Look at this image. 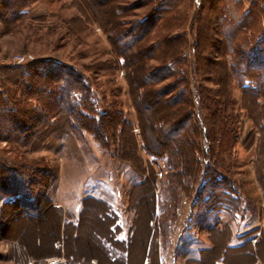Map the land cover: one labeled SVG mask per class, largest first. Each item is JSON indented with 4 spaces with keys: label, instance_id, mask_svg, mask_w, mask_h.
I'll use <instances>...</instances> for the list:
<instances>
[{
    "label": "rangeland",
    "instance_id": "obj_1",
    "mask_svg": "<svg viewBox=\"0 0 264 264\" xmlns=\"http://www.w3.org/2000/svg\"><path fill=\"white\" fill-rule=\"evenodd\" d=\"M10 1L17 6L16 10L8 7L9 0H0V108L8 105L5 97L10 92L16 91V97L22 93L13 84L20 86L27 81L20 71H14L15 68L27 72L43 61L60 63L87 82L94 102L91 115H98L96 126L90 131H103L106 137L98 142L90 131L81 133L74 128L75 132L69 134L60 129L36 137L29 145L28 137L6 139L0 133V166L21 173L25 182L34 184L27 204L5 206L0 201V264L24 263L20 249L32 257L37 251L51 256L44 258L41 264L49 260L69 264L71 258H77L83 238L81 241L71 239L72 231L66 226L67 209L79 211L84 184L92 188L103 183L117 194L121 235L125 237L124 233L127 236L131 231L133 211L138 216L139 224L128 246L127 264H154V243L158 245L161 241L171 249L170 242L175 245L180 230L187 225L185 218L211 214L234 218L238 226L246 223L247 227L240 224L239 230L253 232L251 247L241 253L225 254L229 264H264V236H261L264 231V186L260 179L264 173V152L259 146V141L264 139V129L256 127L258 108L250 103L240 83L232 76L233 59L230 61L223 56L226 45L220 40H223L222 30L226 23L221 25L214 21L223 16L220 5H227L229 15L233 13L234 18H231L235 19L230 24L236 28L245 20L248 26L242 32L245 38L238 37L237 41L247 42L249 47L254 41L264 44V0H172V9L168 12L162 10L166 0ZM21 7L23 10L15 15ZM145 17V26H141L142 30L137 29L135 24ZM150 22V35L140 44L149 47L153 43L154 46L149 48L151 59L139 62L133 55L134 50L123 49L117 35L131 30L138 34L145 31ZM202 27L205 39L199 36ZM176 35L181 38L171 41L170 38ZM162 41L168 43L162 45ZM218 42L223 45L220 51ZM120 55L125 58L126 66H122ZM249 56L252 60V55ZM174 59L179 62L175 69L183 70L187 78L186 96L189 94L190 101L187 111L190 126L182 138H171L160 130L162 123L158 119L164 110L161 115L159 112L156 115L155 106L150 113L144 112L142 107L143 91L149 89L143 84L142 76L152 67ZM222 66L229 81L228 89L223 93L228 95L227 114L234 132V138L222 154L229 165L225 179L229 181L227 187L231 197L223 204L211 201L206 204V197H202L200 191L212 165L208 155L207 125L201 120L204 110L200 99L203 95L198 88H203L205 97L217 100L218 86L212 79L222 73ZM251 74L256 79L258 71ZM170 81L173 79L164 80L157 88ZM257 102L263 112V96L258 97ZM115 121L122 126L115 127L114 133H110L109 126ZM214 123L220 124L218 118ZM162 141L169 148L161 150L157 142ZM147 151L159 155L169 153L168 164L164 158L148 156ZM92 191L93 188L88 194ZM88 204H83L78 228L80 233L91 238L88 229L93 227L91 230L98 233L105 232V224L96 218ZM155 205L159 217L153 219ZM28 208L38 212H30ZM59 221H62V230L58 228ZM197 227L198 224L193 225L192 229L196 232ZM225 227L223 231L199 232V237L214 247L211 259L205 264H211L224 248L229 236ZM37 238L40 246L33 241ZM51 244H54L55 252L51 251ZM75 248L77 255L73 252ZM122 249L124 244H120V251ZM249 251L252 257L246 255ZM8 257L14 261H8ZM25 264L34 262L27 260Z\"/></svg>",
    "mask_w": 264,
    "mask_h": 264
},
{
    "label": "trees",
    "instance_id": "obj_2",
    "mask_svg": "<svg viewBox=\"0 0 264 264\" xmlns=\"http://www.w3.org/2000/svg\"><path fill=\"white\" fill-rule=\"evenodd\" d=\"M9 2L11 3L10 0ZM164 2L165 6L163 3L161 4L165 7H162V10L167 12L170 11L173 1L166 0ZM10 3L8 7H14L16 10L17 6ZM220 7L221 12L223 11V16L220 15L221 18H215L214 21L219 24L221 23V25L226 23L223 26L224 31L222 30V32H224L223 36H221L223 40H220L226 45V52L222 54L229 58L230 61L233 59L232 76L234 75V79L240 83L242 92L245 96L249 97L251 100L250 103H252L255 108H258V114L256 115H258L259 120H256L255 124L257 128L263 131L264 119L262 116L264 111H261V106L258 104L257 99L262 96L264 98V44L257 41L259 39H256L257 42L254 41L249 47L247 42L237 41L238 37L245 38L242 32L247 30V23L243 20L242 26L233 27L231 25L235 21V19L233 20L231 18H234L233 13L232 16L229 15L231 13L228 12L227 5H220ZM23 8L24 7H21V9L14 14L18 15ZM167 12L161 13L165 15ZM247 14L248 13L245 15ZM159 16L163 17L161 15ZM225 16L226 18L228 16L230 18L225 19ZM146 19L145 17V19L139 20L135 24V27L140 29L141 26H145L143 22H145ZM230 22L232 23L230 24ZM150 24L151 25L147 24L148 28L145 31L139 32L138 34L133 33V30H131L123 31L120 35H117L118 42H121L123 49L128 51L134 50L135 54L133 53V55H135L134 57H138L137 59L139 62L151 59L152 52L149 51V48L154 46L153 43H151L149 47L140 44L141 41L145 38L147 39L150 35L148 33L151 30L150 27L152 23L150 22ZM142 29L143 27L141 30ZM199 36L205 39V37H203V27L200 30ZM178 37L179 35H176L173 38L171 37L170 40L175 41L180 39L181 35L179 38ZM167 43L166 41L161 42L162 45H166ZM218 43L217 46L220 51V47L223 45L221 46V43ZM156 46H158V44H156L155 47ZM196 46L199 47V44L196 43ZM249 50H251L250 54L252 55V60H250ZM205 51L206 49L204 48L202 52L204 53ZM119 60L122 61V66H126V60L122 55L119 56ZM255 62H257V64ZM177 64H179V62L174 59L162 63L161 66L152 67L150 70H147L142 76V82L149 89L143 91V101L139 99L140 102H144L142 106L144 107L143 109H145L144 112L150 113L153 106L156 107V115H159L158 112L161 115L163 113L162 111H165V113L161 115V118L158 119L159 122L162 123L159 128L164 134L169 135V137L171 136V138L174 136L182 138L183 134L186 135L185 130L187 126H190V118L187 112L190 106L189 94L186 96V93H188L186 87L187 78H185L183 70L175 69ZM220 70L222 73L220 75H215L212 79L213 83L218 86V91H216L217 100L210 99L207 96L205 97L202 92L203 88L201 86L198 88V92L203 95L200 99L201 106L204 110L201 120L207 125L205 126L206 137L210 142L208 155L209 162H211L212 165L209 167V171L206 174L208 179L203 183L200 191L201 196L206 197V204H209L210 201V203L218 202L223 204L230 196L227 187L229 181L225 179L229 165L226 164L222 154L227 150L231 139L234 138V132H232L233 129L230 128L229 115L227 114V107L229 105L228 95L223 93L225 90L227 91L229 81L227 80L228 78L224 66H222ZM14 71H20L22 77L27 78V81L20 84V86L13 84V86L18 87L22 93H20V96L16 97V91L10 92V95H6L5 97L8 101V105L0 108V133L4 134L6 139L19 138L21 140L28 137V144L31 145V142L34 141L36 137L45 136L56 130L62 129L69 134H73L75 131L89 133L92 126H96L95 121L96 118L98 121V115H94L95 117L91 115V108L94 107V102L88 92L87 82L73 69L63 66L60 63L43 61L33 66L27 72L21 68H15ZM252 71H258V75L255 77L256 79L252 76ZM170 78L173 79V81H170V83L164 87L157 88L161 82L169 80ZM210 106L213 107L212 110H210ZM59 118L63 119V121H58L57 119ZM217 118L220 122L219 125L214 123V121H217ZM120 124H123V122L121 121ZM97 126H99L98 122ZM117 126H120L117 121H115V124L110 125V133H114L113 130ZM74 128H77V130L74 131ZM117 132H119V130ZM90 133H92V136L98 142H101L106 137L103 131L100 132L96 130L90 131ZM157 143L161 150L169 148L163 141ZM143 146L145 148V143ZM259 146L264 152L263 138L259 141ZM147 154L153 158H164L167 164L170 158L169 153L165 152L163 155H159L147 151ZM209 172L211 174H209ZM21 175L22 174L19 172L17 173L13 170L7 171L0 166V201L2 205L10 206L13 203L27 204L30 197H32L31 190L34 184L25 182L22 179L24 176ZM260 179L264 186V173ZM201 196H199L200 200L202 199ZM227 205L229 207L228 203ZM28 209L30 210V208ZM32 211L30 210V212ZM33 212L38 211L34 210ZM263 234L264 231L261 236H264Z\"/></svg>",
    "mask_w": 264,
    "mask_h": 264
},
{
    "label": "crops",
    "instance_id": "obj_3",
    "mask_svg": "<svg viewBox=\"0 0 264 264\" xmlns=\"http://www.w3.org/2000/svg\"><path fill=\"white\" fill-rule=\"evenodd\" d=\"M92 188V193L88 194L90 190H92ZM92 188L87 186L86 184L83 185V198L81 200L79 211L72 212L67 209V212H69V217L66 219V226H68L72 231L71 239L73 241H81L80 238H83L82 241L84 242L83 244L82 241L80 242L81 245L79 250L76 248L73 249V252L76 255L78 253L76 252L77 250L80 253H78L77 258H71L69 264H99V262H102L101 264H127L129 256L128 246L132 243V239L136 233V226L139 224L137 218L138 216H136L137 213L133 211L134 215L132 217L131 231H129V234L127 236L126 233H124V237L120 234V204H117L116 192H114L112 188L106 183L94 185L92 186ZM84 202L85 204L89 203L88 205L92 206V208H89L93 209L94 214H96V218L100 220L102 224H105V232L98 233L94 230H91V228L93 227H90V229H88V231L90 232V237L92 239L88 238L89 235H83V233H80V229L78 228L82 218L80 213L83 210ZM62 208L66 212L64 205L62 206ZM95 209L100 211H97ZM156 209V205L153 206V219L159 217V215H157L158 212ZM31 217L34 216L31 215ZM197 218H185L187 219V225L183 226L180 230L179 236L175 241V245L173 244V241L170 242L172 250L170 248H167V245L159 240L158 241L160 243H158V245H156V243L152 245L155 259L154 264H205L209 258L211 259L214 247L209 241L199 237V232L223 231L222 229L227 224H229L230 226L225 227V229L227 230L225 232L229 233L228 239L225 242L224 248L220 251V254L213 261H211V264H229L225 254H227L228 252L241 253L242 250L246 249V247L249 248L252 246L250 244L253 240L252 230H239L240 228H242L240 227V224H243L246 228V223H240L238 226L234 222V218L231 219L227 216H217L213 214L206 215L204 217L200 216V218ZM243 218L247 219L246 217ZM243 221L244 220H242V222ZM61 223L62 221L58 222V228L60 230H62L63 227ZM95 223H97V221ZM141 223L142 226H144L145 219L142 220ZM192 224H198L196 232L194 229H192ZM143 229V231L146 230L145 228ZM144 234H146V232H144ZM148 235L149 238L152 237L150 231ZM33 241H35L36 246H40V241L38 240V238ZM120 244H124V249H122L121 251ZM50 248L51 251L55 252L56 249L54 248V244H51ZM148 249H150V241L148 242L147 251ZM6 250L7 249L4 250V254ZM169 250H171L170 261L167 260ZM20 252L21 257H23L24 259V263L22 264H25L27 260L34 262V264H41L44 258L51 257L41 253L38 254V251L36 252V255L35 253L33 254V257L29 255L24 249H20ZM20 252H18V254ZM245 253H247L246 255L249 257H252L253 255L250 251ZM79 260L85 262L80 263ZM8 261H14V259L8 257Z\"/></svg>",
    "mask_w": 264,
    "mask_h": 264
},
{
    "label": "built area",
    "instance_id": "obj_4",
    "mask_svg": "<svg viewBox=\"0 0 264 264\" xmlns=\"http://www.w3.org/2000/svg\"><path fill=\"white\" fill-rule=\"evenodd\" d=\"M46 264H65V263L61 260H49L46 262Z\"/></svg>",
    "mask_w": 264,
    "mask_h": 264
}]
</instances>
